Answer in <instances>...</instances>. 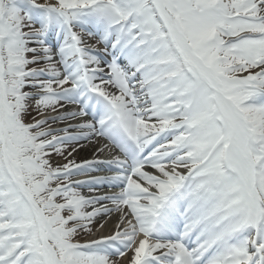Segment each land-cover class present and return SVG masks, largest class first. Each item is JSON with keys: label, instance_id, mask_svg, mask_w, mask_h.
<instances>
[{"label": "snow or ice", "instance_id": "6c2138e0", "mask_svg": "<svg viewBox=\"0 0 264 264\" xmlns=\"http://www.w3.org/2000/svg\"><path fill=\"white\" fill-rule=\"evenodd\" d=\"M0 264H264V0H0Z\"/></svg>", "mask_w": 264, "mask_h": 264}, {"label": "bare ground", "instance_id": "6f19581e", "mask_svg": "<svg viewBox=\"0 0 264 264\" xmlns=\"http://www.w3.org/2000/svg\"><path fill=\"white\" fill-rule=\"evenodd\" d=\"M91 154H92V152H91V149L90 148H85L84 150H82L81 152H79L76 156H75V159L77 160V159H79V157H81V160H85V159H90V157H91ZM84 156V157H83ZM56 157H58V156H56ZM53 165H55V164H53ZM98 174H101V173H98ZM78 178H76V179H81V178H87V175H81V176H77ZM82 180V179H81ZM82 191L85 193V194H87L88 192H87V189H82ZM114 221H115V216H113V218H112V223H114ZM109 227L111 228V224L109 225Z\"/></svg>", "mask_w": 264, "mask_h": 264}, {"label": "rangeland", "instance_id": "374dc122", "mask_svg": "<svg viewBox=\"0 0 264 264\" xmlns=\"http://www.w3.org/2000/svg\"><path fill=\"white\" fill-rule=\"evenodd\" d=\"M83 157H84V156H83ZM80 160H81V157H79V159H77L76 161L79 162ZM51 161H52L53 164H56V163H60V162H62L61 158H60V157H56V156H53V157L51 158ZM75 178H76V177H75ZM78 239H79L80 242L83 243L85 240L88 239V237H86V236H80V237H78Z\"/></svg>", "mask_w": 264, "mask_h": 264}]
</instances>
